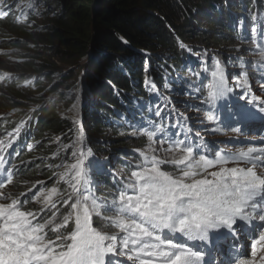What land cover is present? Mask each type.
I'll return each instance as SVG.
<instances>
[{
	"label": "trees",
	"instance_id": "1",
	"mask_svg": "<svg viewBox=\"0 0 264 264\" xmlns=\"http://www.w3.org/2000/svg\"><path fill=\"white\" fill-rule=\"evenodd\" d=\"M29 2L36 9L27 8ZM0 10L8 13L0 17V77L8 74L0 79V140L14 134L4 154L6 168L16 166V182L6 189L31 188V197L41 188L67 187L55 174L65 171L57 165L67 164L75 150L68 146L77 139L76 127L92 154L129 171L123 157L136 161L130 147L142 144L136 129L173 122L165 110L155 115V92L173 95V89L197 85L194 45L211 51L239 46L264 12V0H0ZM197 52L202 61L205 55ZM75 66L80 84L68 92H85L77 125L57 95L74 78ZM185 94L206 104L205 87ZM90 175L102 183L98 196L115 192L119 181L98 162Z\"/></svg>",
	"mask_w": 264,
	"mask_h": 264
},
{
	"label": "snow or ice",
	"instance_id": "2",
	"mask_svg": "<svg viewBox=\"0 0 264 264\" xmlns=\"http://www.w3.org/2000/svg\"><path fill=\"white\" fill-rule=\"evenodd\" d=\"M27 8L36 9V5L29 2ZM7 15L0 10V17ZM22 15L27 18V13ZM251 31L255 34L257 28ZM260 60L264 61V48ZM211 75L204 85L205 103L214 106L232 89L223 68L218 66ZM234 80L238 86H249L247 72ZM145 84L156 87L147 79ZM257 101L260 98L253 96L248 104ZM256 110L264 114V101ZM163 111L157 107L155 115L162 117ZM236 116L238 123L248 118L243 112ZM208 119L214 117L208 115ZM178 125L179 121L171 127ZM191 131L186 129L180 138L179 131L169 134L163 123L151 131L141 130L138 134L148 142L146 151L137 150L141 163L115 186V192L98 196L90 175L93 162L86 163L91 150L82 146L81 129L68 146L76 149L74 162L57 165L65 169L55 174L57 184L67 187L41 188L31 197V188L18 194L3 191L16 182V166L5 167L4 153L14 142V134L9 133L7 140H0V264H123L124 260L129 264H213V234L218 237L221 229L233 238L243 229L251 239L250 253L242 246L235 248L234 264H264V254L257 259L258 253H264V148L217 152L209 158L187 142ZM14 132L18 134L19 128ZM157 134H161L158 141ZM156 142L167 145L163 157L155 154ZM230 163L235 166L228 167ZM164 165L173 170H164ZM29 203L40 207L29 208ZM43 212L48 213L46 218L40 216ZM256 220L261 223L255 233L244 228Z\"/></svg>",
	"mask_w": 264,
	"mask_h": 264
},
{
	"label": "rangeland",
	"instance_id": "3",
	"mask_svg": "<svg viewBox=\"0 0 264 264\" xmlns=\"http://www.w3.org/2000/svg\"><path fill=\"white\" fill-rule=\"evenodd\" d=\"M257 18L258 22L253 23L257 28V33H252V27L247 35L241 39L239 42L240 45L235 48L232 47L230 49L211 51L204 49L203 47H197L200 45H194L196 46V50L193 55L196 56V60H194L193 63L196 68L201 66V73L197 85L193 87L187 85L183 89V92L173 90V95L166 94V96L165 93H163V95L158 91L155 92V107L162 108L165 110L166 114L167 112L173 114L172 117L179 121V125L176 128L171 127V125H173L172 122L168 124L165 123L164 126L166 127L167 132L169 134H174L179 131L181 133L180 138H183L186 129L191 128L192 131L188 133L187 142L196 146V150L200 154H204L209 158H213L217 152L231 153L236 152L241 148L247 149L248 147L264 148V120L261 119V115L264 114H261L256 110L260 106V101H264V61L260 60V53L262 48H264V12L260 13ZM254 40L255 42H253ZM200 50L201 53L205 55L202 61L197 55V51ZM73 60L75 61L74 55ZM241 64H243V67H241ZM218 66L223 68L225 76L228 79L229 87L232 91L226 93L223 98L217 100L214 106H210L207 103L204 105L196 98L190 99L194 98V96L191 95L192 97H190L185 93L197 92V88L204 87V85L212 80L211 74L213 71L217 70ZM72 72L71 75H75L74 78L71 79V81H68L67 86L63 85L60 87L59 91L61 92H58L57 95L62 97V101L59 104L61 110H63L64 114H66L71 121L74 123L76 122L75 125H77V120L82 110V98H84L82 96H84L85 92L83 87V90L80 89L81 92H68L71 91L73 86H79L80 84H76L79 67H73ZM242 72L248 73L249 86L247 88L242 85L238 86L234 80V77L239 76ZM253 96L259 97L260 101H257L254 105H250L248 104V101L251 100ZM239 112L248 115V118L240 123L237 122L236 116V113ZM208 115H212L214 119L209 120ZM170 118L171 117H169V119ZM150 123L143 129H149L150 131L154 130V125L160 124L161 122L151 121ZM233 128H239L240 131L234 132L232 131ZM143 129L137 128L135 131L136 136L142 138V144L137 147H130L137 156V160L132 161L130 158L123 157V160L127 162L126 165L129 167V171H125L124 168L121 167H115L114 159H110L109 157L103 158L102 153L92 154L88 137L86 134H83L82 146L86 151L89 149L91 150V156L87 158L86 163L98 162L99 168H105L107 173L112 174L115 180L122 183L127 179L130 172L134 170L135 166L140 164L143 159L140 155V151L137 150H147V138L138 134ZM74 133L73 134L77 137L79 134L77 127L75 128ZM196 133H199V135L197 136ZM160 135L161 134H157V137L155 138L156 141L159 140ZM153 146L158 149L155 153L156 155L161 157L165 155L163 148L167 147V145L162 147L156 142ZM5 157L7 160V155H5ZM73 162L74 160L71 156L67 164L70 165ZM232 166L235 165L231 163L228 165V167ZM240 166L244 167L246 165L241 164ZM162 168L168 171L173 170L171 165H164ZM62 169H64V167H61V170ZM99 173H103V170H99ZM95 185V189L101 190V182H97ZM3 191L9 192L6 188L3 189ZM244 228L253 230L252 226L245 225ZM244 233L247 234L242 229L236 239L231 235H227V243L223 242V237L216 238L212 245L213 264H234V261L228 262V260L236 257V247L242 246V248H245L244 242L240 241V235ZM247 239L249 241L251 240L248 234ZM190 244L194 246L199 245L196 242H190ZM261 254L264 253H258L257 259ZM123 264H129V262L124 260Z\"/></svg>",
	"mask_w": 264,
	"mask_h": 264
},
{
	"label": "bare ground",
	"instance_id": "4",
	"mask_svg": "<svg viewBox=\"0 0 264 264\" xmlns=\"http://www.w3.org/2000/svg\"><path fill=\"white\" fill-rule=\"evenodd\" d=\"M254 27V26H253ZM262 35V34H261ZM240 36V35H239ZM234 41V40H233ZM241 41V40H240ZM236 42H238V40L236 41ZM236 44V43H235ZM239 44V43H238ZM237 45V44H236ZM240 45V44H239ZM200 56V55H199ZM168 85V84H167ZM166 89V88H165ZM198 89V88H197ZM174 90V89H173ZM164 91V90H163ZM168 91V90H167ZM171 94V93H170ZM164 95V94H163ZM166 95V94H165ZM167 96V95H166ZM170 96V95H169ZM196 98V97H195ZM167 115H168V117H171L170 119L173 121V122H175V121H178L176 118H173L172 116H173V114H170L169 112H167ZM172 122V123H173ZM156 123H158V122H156ZM151 124V123H150ZM176 124V123H175ZM153 126V125H152ZM152 128V127H151ZM134 129V128H133ZM149 130V129H148ZM145 139V138H144ZM139 157V156H138ZM260 223L261 222H259L258 220H256V221H253L252 222V224L251 225H246V226H252V228H253V232L255 233V231H257L258 230V226L260 225ZM236 227H239V224L236 226ZM256 228V229H255ZM242 233V232H241ZM228 233L226 232V230H223V229H221L220 230V234H219V236L218 237H220V236H225V235H227ZM213 236H214V239L215 238H218L217 236H216V234L214 233L213 234ZM241 241H243L244 242V246H245V248H243V250H244V252H246V253H250V251H251V240L249 241L248 239H247V234H241ZM225 243L227 242V240H225L224 241ZM189 244H190V242H188ZM191 246H193L194 248H199V247H201V245H198V246H194V245H192V244H190ZM235 258V257H234ZM234 258H230L229 260H228V262H233L234 261Z\"/></svg>",
	"mask_w": 264,
	"mask_h": 264
}]
</instances>
